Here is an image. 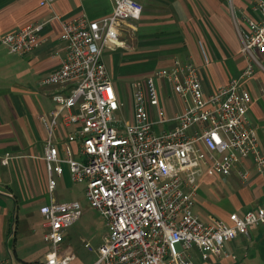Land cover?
Listing matches in <instances>:
<instances>
[{"label": "built area", "instance_id": "built-area-1", "mask_svg": "<svg viewBox=\"0 0 264 264\" xmlns=\"http://www.w3.org/2000/svg\"><path fill=\"white\" fill-rule=\"evenodd\" d=\"M55 1L39 0V6L51 7ZM112 2L111 12L98 19L85 14L62 19L54 13L47 21L0 38L9 52L24 55L39 47L48 22L57 20L60 25L64 56L40 84L72 86L68 93L52 95L54 107L49 121L44 120L49 137L44 150L47 191L54 192L64 165L72 182L85 185L88 204L107 228L92 264H194L192 251L198 264H212L228 255L229 241L248 236L252 226L264 225V203L243 214L233 212L227 221L207 223L193 211L202 172L228 176L251 158L264 175V156L249 119L252 99L244 87L255 55L264 54V0L254 2L253 15L244 17L245 26L238 29L246 60L238 78L206 92L200 66L174 63L130 82L127 109L103 56L105 50L123 45L120 28L129 23L133 29L143 8L136 0ZM164 89L182 103L171 117L162 99ZM128 108L131 120L124 114ZM59 121L74 128V138L52 140ZM172 122L174 127L166 128ZM10 159L5 154L2 161ZM237 175L242 182L248 178L246 172ZM39 213L48 246L44 264H69L72 255L59 245L81 215L79 203L51 201L40 206Z\"/></svg>", "mask_w": 264, "mask_h": 264}, {"label": "crops", "instance_id": "crops-1", "mask_svg": "<svg viewBox=\"0 0 264 264\" xmlns=\"http://www.w3.org/2000/svg\"><path fill=\"white\" fill-rule=\"evenodd\" d=\"M255 1L148 0L157 5L150 14L152 20L146 21L148 12L143 8L140 20L135 23L137 27L132 30L127 23L120 28L119 40L123 45L104 53L112 55L110 69L105 64L116 91L114 77L129 83L131 78L174 63L200 66L206 92L238 78L246 67L238 29L245 26L244 17L253 15L251 8ZM112 3V0H56L51 7H41L39 0H0V38L27 24L47 21L54 13L62 19L81 14L98 19L111 12ZM128 29L133 31L130 37L121 39ZM59 33V22H48L39 47L24 55L11 53L0 44V260L5 264H44L48 250L35 247L32 222L36 217L42 218L40 206L58 202L52 195L54 192L47 191L44 150L49 137L44 120L49 121L54 107L52 95L68 93L72 84L44 86L40 81L58 67L64 56ZM254 58L252 75L245 79L244 87L252 99L250 125L264 156V54ZM162 99L169 117L182 107L166 89L162 90ZM124 114L131 120V108ZM173 127V122L166 125L169 129ZM74 136V128L59 121L52 140L64 142ZM70 142L77 150V142L74 139ZM5 154L11 156L7 163L2 161ZM238 171L247 173L245 182L239 179ZM65 176L70 179L64 165L56 182ZM79 184L84 191L85 185ZM194 200L193 211L204 222L227 221L233 212L243 214L264 203V175L258 173L251 158L237 164L228 176L204 171L198 177ZM67 230L64 251L73 257L74 247L78 246L73 245V235ZM103 237L92 244L94 258L88 264L97 259ZM226 252L228 255L215 258L212 264H264V225L252 226L248 236L239 235L229 241ZM192 257L194 264H198L195 251ZM71 261L69 264H76V260Z\"/></svg>", "mask_w": 264, "mask_h": 264}, {"label": "rangeland", "instance_id": "rangeland-1", "mask_svg": "<svg viewBox=\"0 0 264 264\" xmlns=\"http://www.w3.org/2000/svg\"><path fill=\"white\" fill-rule=\"evenodd\" d=\"M136 1H138L142 5V8L145 9V12H148L146 14L147 15L146 21L152 20V18H150V14L152 12H154L153 9L157 8L156 2L151 3V2H148V0L147 1L146 0H136ZM141 23H142V20L139 22V24H141ZM133 25L135 27H137V24L135 25V23H134ZM137 30H138L137 34H139L140 33L139 29H137ZM132 32L133 31H130V30H129V32H124L121 36V39L122 38H124V39L129 38L130 37L129 35ZM107 51H109V50H107ZM109 52H111V51H109ZM111 56L112 55H106L103 57V60L107 64L109 69H110ZM142 76L143 75L137 76L135 78H131L129 83H128V80H126V79L119 80V79H117V77H114V82L118 87L119 100L126 106V109L131 102L130 90H129L128 84H130V82H132L133 80H137V79L141 78ZM122 83L125 84L123 87H122ZM52 195L55 197V199L58 202L76 201L79 203L81 215L77 221H75L70 227L67 228L68 229L67 231H69L70 234L73 235V242H72V243H74L73 245L78 246V248L74 247V252H73L74 255H73L72 259L76 260V262H75L76 264H88L94 258L93 254H92L93 253L92 244L95 243L98 239H100L101 236L103 237V235H105L107 233V228L105 226L104 219L102 218V216L97 211H95V209H93L88 204L86 197L84 195L83 185L79 184V183L77 184L74 182L72 183V181H70L68 176L63 177L61 180H58L56 182V188H55L54 193ZM42 222H43V219L41 217H39V218L36 217L32 222L33 223L32 227L35 229L34 230V234H35V237H34L35 244L34 245H35V247L36 248H43V250H44V249H47L48 246H47V243H45L43 241V238H42V235H43ZM66 235H68V232L65 233V237H66ZM75 239H76V241L78 240V242H75ZM65 241H66V239H64L63 243H61L59 245V249L61 251L66 250V249H64Z\"/></svg>", "mask_w": 264, "mask_h": 264}]
</instances>
